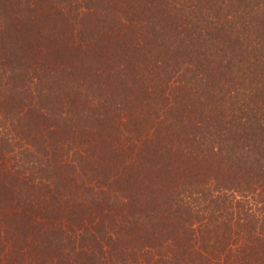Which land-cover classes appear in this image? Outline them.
<instances>
[{
	"label": "trees",
	"instance_id": "16d2710c",
	"mask_svg": "<svg viewBox=\"0 0 264 264\" xmlns=\"http://www.w3.org/2000/svg\"><path fill=\"white\" fill-rule=\"evenodd\" d=\"M0 264H264V0H0Z\"/></svg>",
	"mask_w": 264,
	"mask_h": 264
}]
</instances>
